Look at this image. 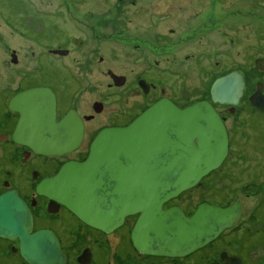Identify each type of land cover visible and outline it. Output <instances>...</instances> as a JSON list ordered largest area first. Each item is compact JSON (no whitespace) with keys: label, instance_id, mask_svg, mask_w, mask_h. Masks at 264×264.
I'll use <instances>...</instances> for the list:
<instances>
[{"label":"rangeland","instance_id":"374dc122","mask_svg":"<svg viewBox=\"0 0 264 264\" xmlns=\"http://www.w3.org/2000/svg\"><path fill=\"white\" fill-rule=\"evenodd\" d=\"M0 14L2 94L27 77L29 82L56 84V74H69L76 109L89 113L94 100L104 104L91 127L123 121L143 104V97L129 92L136 76L164 86L185 105L209 98L215 76L242 72L244 105L239 114H226L233 135L230 155L221 172L176 198V203L241 199L244 207L235 232L224 236L221 244L247 264H264V128L243 122L252 115L264 122V112L251 113L246 100L255 81L264 82V71L254 64L256 57H264V0H0ZM58 44L72 51L54 60L47 46ZM12 48L18 50L17 64L10 62ZM108 69L127 76L123 90L108 87ZM152 94L158 96L159 88ZM0 100L1 132L10 119L2 113ZM13 148L10 142H0V189L5 181L16 188L31 182V163L36 160L20 164L22 155Z\"/></svg>","mask_w":264,"mask_h":264},{"label":"water","instance_id":"95a60500","mask_svg":"<svg viewBox=\"0 0 264 264\" xmlns=\"http://www.w3.org/2000/svg\"><path fill=\"white\" fill-rule=\"evenodd\" d=\"M255 66L264 69V59H256ZM110 75L116 84L124 79ZM244 89V75L231 70L212 81L211 101L180 108L168 98H160L127 125L99 130L86 158L64 162L53 175L38 181L36 193L62 203L81 221L104 232L136 215L131 229L136 249L169 257L186 255L231 226L241 208L237 204H202L186 216L179 206L164 208L163 204L197 185L221 164L228 152V136L212 103L234 107ZM250 100L260 109L264 107L260 81ZM8 107L19 115L13 141L34 153L62 155L79 146L81 118L70 110L56 120L55 94L49 87L20 91ZM4 137L0 134V141ZM31 229L30 210L18 191L2 192L0 237H18L20 251L29 261L63 264L65 257L59 256L54 233ZM235 261L229 264H240L237 258Z\"/></svg>","mask_w":264,"mask_h":264},{"label":"flooded vegetation","instance_id":"af4514ba","mask_svg":"<svg viewBox=\"0 0 264 264\" xmlns=\"http://www.w3.org/2000/svg\"><path fill=\"white\" fill-rule=\"evenodd\" d=\"M123 1V0H121ZM2 14V13H1ZM0 14V15H1ZM3 21L7 26L17 31L16 27L12 25L10 19L6 16L2 15ZM1 28V27H0ZM18 32H20L18 30ZM1 37V35H0ZM72 49L58 44V45H51L47 46L46 53L48 56H51L56 59H60L62 57H67L71 54ZM63 52V53H61ZM10 62L12 64H17L19 59L18 50L12 48L10 50ZM13 56V59H12ZM264 57H256L255 60ZM102 56H99V61H102ZM257 68V67H256ZM260 71H264V69H259ZM110 72L117 75L124 77L123 80L119 78L122 82L117 83L111 77ZM107 74L111 79L112 83L108 84V87H116L121 88L123 90V86L127 85V76L121 73H116L112 69L107 70ZM220 76V75H219ZM53 77V76H52ZM218 76H215L212 81ZM28 78V77H27ZM27 78L22 79L23 81H18L17 85L10 88H5L7 94L5 96L2 94V90H0V97L3 98V114L7 112L9 117V121H6V129L1 131L0 134H5L4 140L0 142H10L14 145V150H19L20 154L22 155L19 158L20 164H25L27 161H33L36 163H31L32 168L30 169L31 175V182L28 185H23L19 188L11 186L8 181L7 185L5 182L2 184L3 187L0 189V194L8 189H16L18 191L19 196L26 202L31 216H32V229L31 232H35L38 230H48L54 233L56 236V244H58L59 249V256L65 257V261L63 264H229L235 263V259L237 258L240 264H247L244 258L236 253H232L227 249V247H223L221 241L224 236L228 235L229 233L234 231V228L237 226L235 223L241 217L243 212L244 204L241 199L234 198L228 199L227 201L221 203H213L208 200H195L194 202L188 205H179L176 203V198L180 196H186L189 191L193 190L194 188L203 186L204 180L211 176L214 172H221V168L223 167L227 157L230 155V147L233 141V135L230 131V126H228V115H233L234 113L239 114V108L241 105H244L243 102L245 100L244 93L238 105L234 107L230 105H222L217 103H212L216 111L218 112L219 116L221 117L225 129L228 136V152L221 162V164L215 170L210 171L207 175L203 176L199 183L193 186L190 189L183 191L177 197L170 199L166 203L163 204V207H169L172 205L179 206L183 213L186 216H190L194 213V211L202 204H209L212 206L218 207H228L232 205H239L241 208V214L239 217L232 223L231 226L227 227L226 229L222 230L218 235L213 237L208 242L204 243L198 249L193 250L192 252L179 256V257H169L163 255H154V254H147L139 251L136 249L131 240V229L133 224L136 220V215L128 216L125 218L123 224L118 228L104 232L102 230L96 229L91 227L81 221L78 217H76L65 205L59 203L58 201L50 200L45 195H40L36 193V184L38 181L44 177H48L53 175L59 167L66 161L74 160V161H82L86 158L89 150V145L95 135L98 133L99 130L105 127H112V126H125L127 125L133 118L139 115L144 109H146L149 105L160 98H168L178 107L183 108L187 105H190L196 101L200 100H210L209 98H200L197 99L190 104H180L171 94H167L165 87L162 85H157L154 81L148 80L144 76H136L134 80V87L130 89V93L132 95H137L143 97L142 101L143 104L140 105L136 111L128 112L127 119L116 122L112 121L110 123L99 124L96 127H91L90 122L94 121L100 113L104 110V104L101 100H94L92 102V110L93 112L89 113H81L78 109H76L72 104L71 101L74 100V94L76 92L74 87V82L69 74L61 76L60 74H56V84L49 82V81H30ZM10 79V78H9ZM141 80H144V83H140ZM262 83V94L264 95V82L260 80L255 81L254 89L248 94L246 100L248 106H250L251 113H262L264 112V107L260 109L259 107L255 106L250 100V96L256 91V84L257 82ZM212 83V82H211ZM211 85V84H210ZM32 87H49L55 94L56 99V120H59L64 115H66L70 110H74L82 120L83 130H82V138L80 141L79 146L74 149L73 151L64 153L63 155H56V156H44L39 155L31 151L29 148L13 141L12 139V132L15 128L16 122L19 118V115L16 111H12L9 109L8 105L10 100L13 96L25 89L32 88ZM246 87V83H245ZM159 88V95L153 96L150 95L151 92H156ZM210 88V87H209ZM245 92V89H244ZM147 98V99H146ZM149 99V100H148ZM146 100V102H144ZM1 102V100H0ZM99 103V104H97ZM1 113V114H2ZM123 116V114H121ZM244 124H248V126H253L254 129L256 128H264V122L257 116L252 115L249 117L247 122L243 121ZM5 127V124H4ZM254 132V131H253ZM245 156L244 154H242ZM38 158V161H37ZM7 172V170H6ZM11 171L7 172V175H10ZM225 176L228 175L226 172ZM36 176V178H34ZM220 182V179L218 183ZM239 229V226L238 228ZM236 229V230H237ZM235 232V231H234ZM239 245V244H238ZM240 246V245H239ZM238 246V247H239ZM230 260H232L230 262ZM189 263H188V262ZM0 264H39L36 261H29L26 259L21 251H20V242L19 238L10 239L0 237Z\"/></svg>","mask_w":264,"mask_h":264},{"label":"trees","instance_id":"16d2710c","mask_svg":"<svg viewBox=\"0 0 264 264\" xmlns=\"http://www.w3.org/2000/svg\"><path fill=\"white\" fill-rule=\"evenodd\" d=\"M225 74V73H224Z\"/></svg>","mask_w":264,"mask_h":264}]
</instances>
